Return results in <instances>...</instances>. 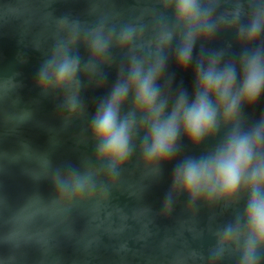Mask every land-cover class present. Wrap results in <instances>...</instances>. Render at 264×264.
Masks as SVG:
<instances>
[{
  "label": "water",
  "instance_id": "water-1",
  "mask_svg": "<svg viewBox=\"0 0 264 264\" xmlns=\"http://www.w3.org/2000/svg\"><path fill=\"white\" fill-rule=\"evenodd\" d=\"M178 3L0 0V264H244L249 248L252 264H264V242L246 214L264 132L234 196L194 197L173 183L187 159L213 158L231 135L255 139L264 129V87L229 122L221 108L199 145L181 131L174 156L151 164L141 145L151 117L134 107L130 89L118 113V122L134 121L128 155L115 163L99 156L93 121L133 69L143 78L160 66L153 86L164 118L181 95L193 102L199 65L232 70V96L253 60L264 73V0H194L190 19ZM253 24L259 34L249 40ZM189 39L182 67L177 57ZM64 60L76 64L72 79L39 86L41 72L51 77L53 62Z\"/></svg>",
  "mask_w": 264,
  "mask_h": 264
},
{
  "label": "clouds",
  "instance_id": "clouds-1",
  "mask_svg": "<svg viewBox=\"0 0 264 264\" xmlns=\"http://www.w3.org/2000/svg\"><path fill=\"white\" fill-rule=\"evenodd\" d=\"M194 8V0H179L177 11L182 19H190ZM259 34V28L253 24L248 39L253 40ZM207 35V34H206ZM94 51H101L99 44ZM191 39L177 57V63L187 67L190 60ZM215 61H211L206 71L202 65L196 69V94L193 102L188 103L186 95H181L171 113L164 118L166 105H156L158 89L154 81L160 72V66L150 70L149 74L141 78V70L131 71V78L123 85L117 84L111 98L98 111L93 121V134L101 142L100 158L115 162H123L128 155L132 120L118 122V113L122 104L127 100L129 90L134 92V107L149 114V128L146 137L141 139L142 151L147 163L171 159L175 154L178 137L184 136L193 144L211 135L217 128L218 111L223 109L225 122L231 121L242 101L254 102L264 87V73L261 72L258 61L245 68V81L238 96H232L234 76L232 70L217 73ZM52 75L48 71L40 74L39 86L46 87L54 83L60 87L70 81L76 71V64L64 60L59 66L54 62L51 66ZM216 97L214 105L210 97ZM75 109V103L70 104V110ZM258 131L255 139L249 140L245 136L231 135L228 142L213 158H189L174 174V187H180L192 196L207 192L210 196L219 194L222 197H232L241 188L242 182L248 176L253 159L252 149L261 139ZM146 141H150L147 143ZM248 187L251 189V199L247 205V219L250 230L258 242H264V198H261V187L264 186V165L257 164L248 176ZM168 210V202H165ZM252 249L249 248L244 264H252L249 259Z\"/></svg>",
  "mask_w": 264,
  "mask_h": 264
}]
</instances>
